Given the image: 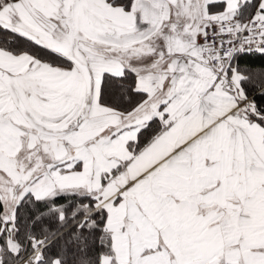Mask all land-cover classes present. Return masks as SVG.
Listing matches in <instances>:
<instances>
[{
    "label": "snow or ice",
    "instance_id": "snow-or-ice-1",
    "mask_svg": "<svg viewBox=\"0 0 264 264\" xmlns=\"http://www.w3.org/2000/svg\"><path fill=\"white\" fill-rule=\"evenodd\" d=\"M0 264H264V0H0Z\"/></svg>",
    "mask_w": 264,
    "mask_h": 264
}]
</instances>
